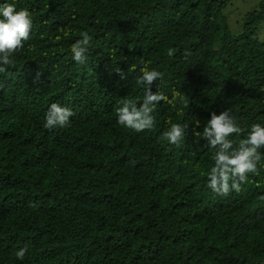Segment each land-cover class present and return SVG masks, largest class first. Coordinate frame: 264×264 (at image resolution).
Masks as SVG:
<instances>
[{"label":"trees","instance_id":"trees-1","mask_svg":"<svg viewBox=\"0 0 264 264\" xmlns=\"http://www.w3.org/2000/svg\"><path fill=\"white\" fill-rule=\"evenodd\" d=\"M227 1L0 0L33 21L0 73V264H264V158L239 192L217 195L216 150L197 135L224 110L243 129L234 145L264 126V1L235 34ZM145 67L162 73L151 92L167 100L137 133L116 110L140 107ZM53 103L70 126L43 127ZM176 123L173 145L163 133Z\"/></svg>","mask_w":264,"mask_h":264},{"label":"clouds","instance_id":"clouds-1","mask_svg":"<svg viewBox=\"0 0 264 264\" xmlns=\"http://www.w3.org/2000/svg\"><path fill=\"white\" fill-rule=\"evenodd\" d=\"M0 73L6 71V67L13 63L11 57L23 47V42L29 39L33 21L27 9L16 10L14 4L4 3L0 5ZM92 37L83 33L82 38L72 45V59L84 64L87 60L85 53ZM174 54L169 49L168 55ZM188 55V53H185ZM121 79L125 76L117 70ZM41 73H37L33 83L39 82ZM157 79H162V73L146 67L142 69L141 77L136 81L138 85L145 86L143 101L140 107L128 100H121V107L117 108V124L137 133L150 130L154 124L152 115L154 109L167 97L159 92L153 94L151 86ZM73 112L56 103L50 105L43 127L47 130L65 128L70 126V118ZM243 129L238 125L236 119L229 110L216 114L210 113V119L206 122L203 131L197 133L208 145L215 149L213 156L214 166L209 172L208 187L217 195L227 196L231 191L239 192L241 185L248 179L249 174H258V163L264 158L259 150L264 148V126L257 123L251 126L247 137L234 145L229 137L239 135ZM185 136V128L180 124H172L169 131L163 133V137L173 145H178ZM27 246L16 252L17 259L23 260L27 252Z\"/></svg>","mask_w":264,"mask_h":264},{"label":"rangeland","instance_id":"rangeland-1","mask_svg":"<svg viewBox=\"0 0 264 264\" xmlns=\"http://www.w3.org/2000/svg\"><path fill=\"white\" fill-rule=\"evenodd\" d=\"M262 1L264 0H228L222 11V16L225 18L224 20L229 31L232 34L238 33L240 31L244 15L248 11L258 7ZM258 27L259 40L264 41V22H262Z\"/></svg>","mask_w":264,"mask_h":264}]
</instances>
